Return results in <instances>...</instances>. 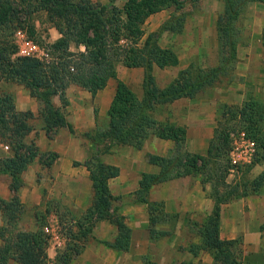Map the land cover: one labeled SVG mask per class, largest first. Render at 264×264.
<instances>
[{
  "label": "crops",
  "instance_id": "obj_1",
  "mask_svg": "<svg viewBox=\"0 0 264 264\" xmlns=\"http://www.w3.org/2000/svg\"><path fill=\"white\" fill-rule=\"evenodd\" d=\"M78 1L93 5L103 4L108 8L116 5L123 9L127 0L122 7L118 4L119 0ZM167 9L148 17L157 18V22L149 32H145L140 46L151 33L160 35L174 31L164 29L168 22L164 17ZM44 37L47 39L45 45L52 48L62 38V34L50 23ZM158 44L162 48L174 50L178 58L176 65L159 67L155 64L153 67L157 86L164 88L188 66L186 59L178 54L175 47L161 39ZM251 47L254 48V43ZM69 50L84 52L86 47L72 42ZM251 60L252 56L247 59V63ZM260 62L262 64V59ZM173 69L179 71L174 73ZM158 70L163 71L167 82H160ZM145 74L146 68L142 64L127 66L119 62L116 65V75L110 77L107 84L96 93L71 82L66 88L64 98L60 93L51 96L54 105L64 116L65 123L56 126L49 135L43 127L39 130L34 128L32 133L35 134L40 153L54 155L46 162L40 161L45 158L40 159L37 155L23 171V184L17 190L11 189L10 181L5 176L7 174H0V249L13 241L21 231L41 229L43 217L47 215L56 218L73 234L71 243L80 249L74 252L67 264H176L184 261L191 264H215L211 251L202 249L194 254L191 249L194 243L200 242V236L194 229L195 224L203 222L215 206L210 183H203L200 175L189 174L154 184L147 197L152 203H160V210H150L147 203L136 200L143 173H159L161 170L159 165L149 161V155L171 156L176 147L171 139H161L153 135L145 141L142 148L129 144L119 145L113 147L112 151L101 154L104 163L119 168V174L107 181L110 194L109 213L102 217L94 213L90 215L91 209H95V191L87 161L99 147L91 136H94L98 128L104 129L108 126L109 110L119 82L127 84L137 97L142 98ZM247 79L246 77L248 83ZM3 80L9 86L17 112H29L33 119L42 115L43 105H40L39 99L30 89L19 82L7 78ZM241 85L246 92L240 97H249L252 93L247 91L244 84ZM253 90L255 96L264 98V75L256 78ZM202 93L160 104L156 108V115L162 120L176 115L175 122L187 129L185 150L207 155L219 116L216 113L217 102L208 93L207 96L200 95ZM219 102H225V98L221 96ZM175 106L177 107L174 109ZM8 149V143H1L0 159L13 156V150ZM255 165L253 172L259 175L264 166L261 163ZM244 186L248 194L233 196L221 205L220 236L223 239L241 238L243 259L264 264V184L257 191L248 185ZM45 193L48 201L43 203ZM14 197H18L16 202H13ZM158 213L161 218L155 227L159 234L156 233L153 237L151 218ZM116 215H120L129 229V243L125 247H119L118 241L124 235ZM89 223L90 230L83 233L82 228ZM14 248L11 249L13 255H9L6 264H25L16 256ZM45 252L47 264H61L57 258L58 250L52 249L49 241L45 244Z\"/></svg>",
  "mask_w": 264,
  "mask_h": 264
},
{
  "label": "trees",
  "instance_id": "obj_2",
  "mask_svg": "<svg viewBox=\"0 0 264 264\" xmlns=\"http://www.w3.org/2000/svg\"><path fill=\"white\" fill-rule=\"evenodd\" d=\"M188 1L196 3L198 0H127L123 9L116 5L108 8L103 4L93 5L78 0H20L19 4L16 0H0V78L25 85L43 103L42 115L45 117V128L47 133H50L56 126L65 123L64 116L51 99L52 95L60 93L64 98L66 88L71 82L96 93L107 84L110 77L116 75L117 63L123 62L127 66L144 65L146 74L143 97H137L127 84L119 82L109 110L108 126L104 129L98 128L94 136H91L99 147L94 156L87 161L95 191V209H91L90 215L94 213L102 217L109 213L110 194L107 181L119 174V168L104 163L101 154L110 152L113 147L119 145L129 144L142 148L145 141L153 135L161 139H171L176 144L171 156L149 155V161L159 165L161 170L159 173H143L136 200L147 203L150 210H160L161 204L152 203L147 197L154 184L189 174L200 175L203 183L212 185L211 196L215 200V206L203 222L195 224L200 242L191 246L194 254L206 249L212 252L215 264H255L243 259L241 238L223 239L220 236L221 205L233 196L249 193L248 190L237 191L227 181V176L230 175V163L219 164V175L214 171L216 170L214 161L226 156L229 150L230 127H221L220 123L218 124L207 155L191 153L185 150L186 126L169 119H160L156 115V108L160 104L171 103L182 97H194L206 87L213 85L218 76L226 72L225 64L236 58L237 43L233 33L235 21L246 4L250 2L264 4V0H224V12L218 22L219 38L222 45L228 47L229 53L223 60L224 66L194 68V70L188 67L167 86L159 88L153 75L154 65L159 67L176 65L178 58L174 50L162 48L158 44L157 33L149 34L140 46L145 35L143 24L155 12L174 6L177 9L182 8ZM18 5L22 7L18 8ZM44 10L62 34V38L52 47L59 52L61 61H58V65H46L45 62L51 61L21 56L16 57V60L12 59L11 54L15 51V45L4 33L6 28L8 29L7 25L10 26L12 21L16 20L17 14L30 15ZM184 14L186 13L183 12L182 15ZM181 19L182 17H177L176 21L169 20L164 29L177 30L175 25L178 22L182 26ZM72 42L77 46L84 45L86 50L70 51L69 46ZM257 104L258 101L253 99L241 107L234 108L232 118L240 126L258 132L264 118L260 111H253V106ZM31 118L29 112L15 110L10 93L0 94V139L5 143L11 142L14 152L13 156L0 159V174H7L10 177V186L13 190H17L23 184V171L38 155L34 140L28 142L26 139L34 128L30 122ZM21 128L26 130L20 137ZM69 128L73 130L71 125ZM255 137L257 138L256 134ZM259 139L263 153L259 159L253 161L254 164L264 163V139ZM263 184L264 170L256 178L255 191ZM220 186L229 188L221 193ZM17 199L18 197H14L13 202ZM116 217L124 235V238L118 241L119 247H125L129 243V229L120 215ZM160 218L159 213L151 218L153 237L156 233L159 234L155 224ZM89 228L91 223L82 228V232L87 233ZM64 234L67 236V244L57 253L61 264H67L74 252L80 251L71 243L73 234L67 229L64 230ZM12 240L0 249V264L7 263L9 255H13L11 251L13 247L16 256L25 264L38 262V264H47L45 244L48 243V237L43 228L37 231H21ZM176 264L191 263L184 261Z\"/></svg>",
  "mask_w": 264,
  "mask_h": 264
},
{
  "label": "rangeland",
  "instance_id": "obj_3",
  "mask_svg": "<svg viewBox=\"0 0 264 264\" xmlns=\"http://www.w3.org/2000/svg\"><path fill=\"white\" fill-rule=\"evenodd\" d=\"M16 1H18L19 4L20 0ZM125 1L126 0H119V6L122 7ZM1 7L3 10V3H1ZM21 7L22 5H18V8ZM36 12H38L36 15L22 14L20 16L19 14H17V16L15 17L16 20H14V22L12 21V24L10 26L9 24L7 25L8 29L6 28L4 33H6L8 40H10L11 43L15 45V51L13 54H11L12 59L16 60V57H18L16 52L15 32L19 28H23L28 31V33L33 36L39 43H46L47 39L44 37L45 32L47 31L48 26L50 23H52V21L50 15L45 10ZM183 12L186 14L182 15ZM223 12L224 0H198L196 3H190V1H188L185 7L178 9L175 8V6L171 7L167 9L164 17H166L168 21H176L177 17H182V26H180V24L177 22L178 24L176 23L175 25L178 28L177 30L172 32L168 31L166 33L164 32L158 35V40L161 39L162 42L169 43L170 45L175 47L176 51H178V54L186 59L187 66L190 67V69L194 70V68H211L223 65V60H225L229 55L228 47H224V45H222L223 43L219 38L218 32V22L221 19ZM38 20L40 22H38ZM155 22H157V18H147L143 24L144 32H149L151 27L155 25ZM233 33L234 39L237 43L236 58L234 60H229L225 64V66L223 65L226 69V72H222L213 85L206 87L200 92H203L202 94H200L202 96L208 93V96H211L212 99L217 102L216 113L219 116L218 118L221 120L220 122H218V124L220 123L221 127H230L231 130V144L229 146L228 152L226 153V156L218 159L217 161H214V166H216V170L214 171H216V175L220 174V163H230L228 156L232 147L233 135H237L241 131H245L248 137L256 141V153L253 161L255 159H259L263 153L261 140L259 138L264 139V120H262L261 122L262 127L258 126L261 128L258 129V132H255L251 129H246L240 126L238 122H236V120L232 118V111H234V108L241 107L246 102L255 99L256 101H258V104L256 106H253V111H260L264 118V98H258L257 96H255V91L253 90L255 89L256 78L260 77V75H264V58H260L264 56V4L261 2H250L246 4L238 19L234 23ZM252 43H254V48L251 47ZM251 56L252 60L247 63V59ZM61 59L62 58L60 57L59 52L51 48V58L49 60L51 62H45V64L58 65V61H61ZM76 59V61H78V58ZM260 59H262V64L260 62ZM172 71L174 73H177L179 69H173ZM157 72L160 82H165L166 80L163 76V71L158 70ZM246 77L248 78L247 80H249L248 83L245 80ZM245 83L247 84L245 85ZM241 84H244V86H246L247 88V91L251 92L253 95L251 94L249 97L244 96L243 98L240 97L242 94H244V92H246L245 87L243 88ZM8 87L9 86L7 85L6 81L3 80V78H0V94L3 95V92L10 93V89ZM221 96L225 98V102H219V98H221ZM40 105H43V103L40 102ZM178 105L179 104H177V106ZM177 106H175L174 109ZM169 120L175 122L177 120V116L172 115ZM30 122L36 130H39L41 127L45 128L46 125L45 117L42 115L38 116L37 119L31 118ZM25 130V128H21L19 130L20 137L25 133ZM33 130L26 136V139L28 142L34 140L38 150V157L40 156V159L45 158V160L40 161L46 162L54 154L40 153L39 146H37L38 144L35 141V134L33 135L32 133ZM47 134L49 135L50 133ZM255 134L257 135V138L255 137ZM1 143L3 144L5 142L1 141L0 139V145ZM6 143H8L9 145L8 150H12L11 142ZM253 161L250 164L238 166L237 168H235V171L233 173H230V175L227 176V181L230 183L231 187L236 188V190H239L240 192L247 191L244 185H248L249 187L254 188L255 181L258 175H255V172H253V169L256 166ZM261 164L264 166V163ZM5 176L10 181V177L8 175ZM228 188L229 187L220 186L219 191L223 193ZM44 201L45 203L48 201L47 193H45L43 203ZM25 212H27V209H25ZM49 220L50 217H47V215L44 216L41 227L43 228ZM60 226L63 231L66 229L61 223ZM194 229L197 232V229L195 227ZM241 242L243 247L242 239Z\"/></svg>",
  "mask_w": 264,
  "mask_h": 264
},
{
  "label": "built area",
  "instance_id": "obj_4",
  "mask_svg": "<svg viewBox=\"0 0 264 264\" xmlns=\"http://www.w3.org/2000/svg\"><path fill=\"white\" fill-rule=\"evenodd\" d=\"M17 55L21 57H36L45 61L51 58V48L39 43L28 31L19 28L15 32ZM256 153V141L247 136L245 131L233 135L232 147L229 153L231 164L230 173L240 165L252 163ZM43 231L48 237L50 247L54 250L62 249L67 244V236L64 234L59 221L51 217L44 225Z\"/></svg>",
  "mask_w": 264,
  "mask_h": 264
}]
</instances>
